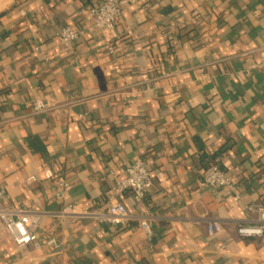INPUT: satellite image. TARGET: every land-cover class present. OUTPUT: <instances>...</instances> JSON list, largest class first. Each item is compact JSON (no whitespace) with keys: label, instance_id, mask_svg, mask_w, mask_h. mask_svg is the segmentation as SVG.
I'll return each instance as SVG.
<instances>
[{"label":"crops","instance_id":"0c3cea01","mask_svg":"<svg viewBox=\"0 0 264 264\" xmlns=\"http://www.w3.org/2000/svg\"><path fill=\"white\" fill-rule=\"evenodd\" d=\"M101 2L0 0V189L38 219L42 242L18 248L1 234L0 264H264V234L241 237L233 222L264 203V71L253 62L264 0H138L105 31L80 13ZM64 26L83 32L71 50ZM37 98L54 107L35 113ZM136 158L154 183L138 210L163 217L153 238L61 214L105 209ZM213 165L239 199L200 186ZM122 200L135 208L130 192ZM207 218L223 223L215 236Z\"/></svg>","mask_w":264,"mask_h":264},{"label":"built area","instance_id":"2783aa9c","mask_svg":"<svg viewBox=\"0 0 264 264\" xmlns=\"http://www.w3.org/2000/svg\"><path fill=\"white\" fill-rule=\"evenodd\" d=\"M137 1L102 0L99 5L83 9L80 13L86 14L91 19L94 29L101 31L113 30L125 5L136 4ZM82 34V31L73 26H64L58 33L59 43L62 47L71 50ZM109 51L112 54L116 53V49L113 47H109ZM253 62L257 69L264 71V46L256 49ZM32 106L35 113L45 112L54 107L53 104L41 98L35 99L32 102ZM45 177L51 179L54 174L52 171L47 170L45 171ZM33 179L34 177L30 178V180ZM200 186L224 190L226 194L235 199L240 198L233 178L216 165L210 166L203 171ZM153 187L154 183L147 163L142 158H136L127 166L123 176L115 180L105 209L78 211L75 206L68 205L61 211V214H71L74 217L89 216L102 224H107L114 228L134 224L136 230L144 232L151 239L155 235V224L163 220V217L139 212L138 209L142 210L144 201ZM69 188L70 185L62 181L61 190L57 193V196L66 198ZM126 192L131 193L135 204L134 209H130L122 200V196ZM6 198L5 190L0 189V235L3 233L10 235L18 248L29 246L36 249L41 248L42 242L37 234L38 219L31 217L30 210L6 205L4 203ZM247 209L253 212L255 217L253 219L234 220L238 234L241 237L262 236L264 234V203L249 204ZM206 223L210 236H215L223 228V223L219 219L207 218ZM46 244L54 250L59 249L61 246V243L56 238H50Z\"/></svg>","mask_w":264,"mask_h":264}]
</instances>
